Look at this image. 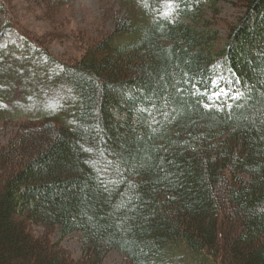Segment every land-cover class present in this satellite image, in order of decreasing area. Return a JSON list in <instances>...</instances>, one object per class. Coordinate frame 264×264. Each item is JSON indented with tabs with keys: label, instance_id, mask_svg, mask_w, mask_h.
Here are the masks:
<instances>
[{
	"label": "trees",
	"instance_id": "trees-1",
	"mask_svg": "<svg viewBox=\"0 0 264 264\" xmlns=\"http://www.w3.org/2000/svg\"><path fill=\"white\" fill-rule=\"evenodd\" d=\"M222 1L246 11L220 48L203 13ZM137 3L75 61L1 1L0 41L16 30L80 104L71 120L28 118L0 147V264H103L114 250L132 264H264V0H180L175 23L165 0ZM59 228L84 233V258L53 240Z\"/></svg>",
	"mask_w": 264,
	"mask_h": 264
},
{
	"label": "rangeland",
	"instance_id": "rangeland-1",
	"mask_svg": "<svg viewBox=\"0 0 264 264\" xmlns=\"http://www.w3.org/2000/svg\"><path fill=\"white\" fill-rule=\"evenodd\" d=\"M0 0V5H1ZM138 0H71L62 5H47L45 0H9L12 12L28 34L42 41L60 58L78 61L103 38L117 30L118 22L129 12L139 14ZM179 7L172 11V0H165V14L172 19L181 17ZM203 15L212 21V28L221 33L222 48L228 41L233 26L245 15V9L233 1H222L217 14L206 3ZM11 9V8H10ZM59 70L42 58H35L26 47L24 38L16 30L9 31L0 41V108L6 117L0 124V147L10 142L23 123L30 117L42 116L48 111L62 113L71 120L79 107L76 92L69 86L59 87L55 77ZM218 84L222 78L217 79ZM232 92L225 85L213 95V100ZM39 233L45 228L36 227ZM54 241H62L76 259L85 257V235L77 231L67 238L61 229L52 234ZM103 264H132L127 255L112 251Z\"/></svg>",
	"mask_w": 264,
	"mask_h": 264
},
{
	"label": "clouds",
	"instance_id": "clouds-1",
	"mask_svg": "<svg viewBox=\"0 0 264 264\" xmlns=\"http://www.w3.org/2000/svg\"><path fill=\"white\" fill-rule=\"evenodd\" d=\"M169 7L172 9L173 12H175V10L178 9L179 5L176 0H172V3L169 5ZM173 22L175 23L176 20L174 19Z\"/></svg>",
	"mask_w": 264,
	"mask_h": 264
}]
</instances>
